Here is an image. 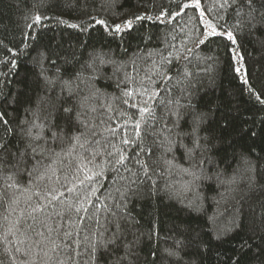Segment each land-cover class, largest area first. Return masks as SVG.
Segmentation results:
<instances>
[{
	"label": "trees",
	"instance_id": "obj_1",
	"mask_svg": "<svg viewBox=\"0 0 264 264\" xmlns=\"http://www.w3.org/2000/svg\"><path fill=\"white\" fill-rule=\"evenodd\" d=\"M192 3L0 0L4 264H264V0Z\"/></svg>",
	"mask_w": 264,
	"mask_h": 264
},
{
	"label": "snow or ice",
	"instance_id": "obj_2",
	"mask_svg": "<svg viewBox=\"0 0 264 264\" xmlns=\"http://www.w3.org/2000/svg\"><path fill=\"white\" fill-rule=\"evenodd\" d=\"M232 2L235 3V0H232ZM247 3L251 6L252 0H247ZM227 4H228V0H223V3L220 6L221 7H224ZM183 7L184 8H188V7L199 8L200 7V0H193V3L192 4H184ZM177 15H179V13H177ZM201 15H203V13H201ZM39 19H40L39 17H36V20L37 21H39ZM136 19L137 20H142V19H144V17H139L138 16V17H136ZM99 23H104V22L103 21H99ZM132 23L133 22L130 21V20L129 21H126L124 26L127 27V28H131L132 27ZM206 26H207L208 29H210V31L208 32V35L209 36H214V35H217L218 34L214 25H212L211 23H207ZM72 27H77V26L76 25H72ZM115 30L116 31H120L121 30V25H116L115 26ZM222 35H226L227 38H228V40L232 41V43H235V39H234V36H233L232 32L229 31V32H226V33H222ZM201 42H203V41H201ZM165 62L166 63H171V61H168L166 58H165ZM236 71L239 72L240 69H236ZM185 75H188V73H186ZM163 79L171 80L172 78L170 76H168L167 72L165 71L163 73ZM245 83H247L246 80H245ZM69 86H70V82H65V87H69ZM69 95L70 96L72 95L71 91H69ZM128 95H131V93H128ZM153 95H156V94L154 93ZM84 99L86 100L87 98H84ZM149 99H152V96H149ZM257 99L260 100V97L258 96ZM260 102L261 103H264V100H261ZM125 103H128V101H125ZM81 106L83 107V101L81 102ZM132 107H137V106L136 105H132ZM63 111L65 113H69L70 114V113H72L73 109L70 108V107H66V108L63 109ZM93 111H94V109H93ZM139 111L141 113H145V114H149V115H151V113H152V109H150L149 107H139ZM77 118H79V114H77ZM0 119H2V116H0ZM5 123H6V121H5ZM135 128H136V133L139 136V134H140V128H141V125H140V122L139 121L136 122ZM53 138L54 139L58 138L56 133H53ZM73 139L75 140V142L77 144L80 145V147H83L84 146L82 143H80V139H81L80 137H73ZM122 142L124 144L132 143V141H129V140H123ZM169 143H171V142L169 141ZM3 148H4V145L3 144H0V150H2ZM169 150H171V149L169 148ZM33 151L35 152L36 149L33 148ZM124 160H125V157L123 155H121L119 157V159L117 160V164H123L124 163ZM29 175H31V172H29ZM9 179H12L13 180L12 185H9L10 187L11 186H17V187L19 186V185L16 184L15 180L11 176L9 177ZM49 203H51V201H49ZM45 208H46V206H42V205H39L38 204V205H36V207H34L32 209V211L34 213L35 212H39V211H44ZM56 215L59 216L60 213H56ZM33 219H35V217H33ZM49 219H50V217H45V220L44 221H41V223L43 224V226L48 229L49 234L51 232H53V231H57L59 233V228L53 229L50 226V224L48 223V220ZM29 227H31V226H29ZM63 235L64 236H67V237H71L72 233L71 232H64ZM93 235L95 236L96 234L93 233ZM36 236L37 237H40V239L34 241L31 244H29L28 248L24 250L23 256L25 257V259L23 261H21L20 264H32L31 260L28 259V257H30V255L32 253L33 247H39L44 241L50 239L49 237H45L43 231H36ZM29 239H30V237H29ZM114 242H115L114 241V237L113 238H109V239H104V234H103V232H101L99 234V238L98 239L93 240V241H91L89 243V248L91 249V258H92V260L93 261L95 260V254L97 253V251L99 249L105 248L109 244L114 243ZM50 243H51V248L49 250H43V249H41L42 251H44V256L47 257L49 260L52 259V257L49 255V251H51V252H57V250L61 247V245L60 244H57L54 240H51ZM65 247H67V246H65ZM5 251H7V250H5ZM16 252L17 253H20L21 252V249L17 248L16 249ZM170 254H172V253H170ZM77 255H80V253H77ZM69 258H71V257H69ZM9 259L13 261V264H15L17 258L16 257H13V256H10ZM0 264H4V261L3 260H0ZM59 264H64V262L63 261H60Z\"/></svg>",
	"mask_w": 264,
	"mask_h": 264
}]
</instances>
